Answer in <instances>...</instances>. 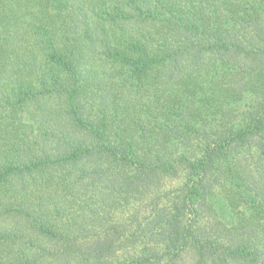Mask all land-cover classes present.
I'll return each mask as SVG.
<instances>
[{"label": "trees", "instance_id": "obj_1", "mask_svg": "<svg viewBox=\"0 0 264 264\" xmlns=\"http://www.w3.org/2000/svg\"><path fill=\"white\" fill-rule=\"evenodd\" d=\"M0 264H264V0H0Z\"/></svg>", "mask_w": 264, "mask_h": 264}]
</instances>
